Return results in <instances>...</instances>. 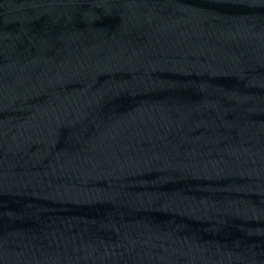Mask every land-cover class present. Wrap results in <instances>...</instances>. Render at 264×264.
Segmentation results:
<instances>
[{"label": "water", "instance_id": "1", "mask_svg": "<svg viewBox=\"0 0 264 264\" xmlns=\"http://www.w3.org/2000/svg\"><path fill=\"white\" fill-rule=\"evenodd\" d=\"M0 264H264V0H0Z\"/></svg>", "mask_w": 264, "mask_h": 264}]
</instances>
